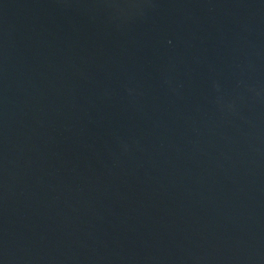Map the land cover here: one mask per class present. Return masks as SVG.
Listing matches in <instances>:
<instances>
[{
	"label": "water",
	"instance_id": "water-1",
	"mask_svg": "<svg viewBox=\"0 0 264 264\" xmlns=\"http://www.w3.org/2000/svg\"><path fill=\"white\" fill-rule=\"evenodd\" d=\"M0 264H264V0H0Z\"/></svg>",
	"mask_w": 264,
	"mask_h": 264
}]
</instances>
